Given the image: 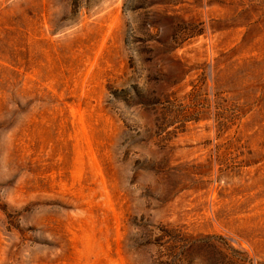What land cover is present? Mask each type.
Listing matches in <instances>:
<instances>
[{
    "label": "rangeland",
    "instance_id": "rangeland-1",
    "mask_svg": "<svg viewBox=\"0 0 264 264\" xmlns=\"http://www.w3.org/2000/svg\"><path fill=\"white\" fill-rule=\"evenodd\" d=\"M0 264H264V0H0Z\"/></svg>",
    "mask_w": 264,
    "mask_h": 264
}]
</instances>
